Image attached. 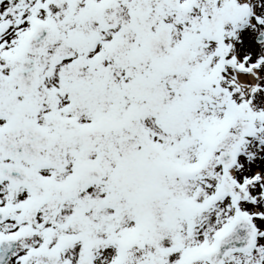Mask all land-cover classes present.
Here are the masks:
<instances>
[{
  "label": "snow or ice",
  "instance_id": "6c2138e0",
  "mask_svg": "<svg viewBox=\"0 0 264 264\" xmlns=\"http://www.w3.org/2000/svg\"><path fill=\"white\" fill-rule=\"evenodd\" d=\"M0 264H264V0H0Z\"/></svg>",
  "mask_w": 264,
  "mask_h": 264
}]
</instances>
